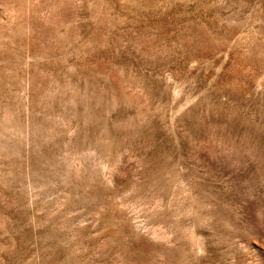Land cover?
<instances>
[{
  "label": "rangeland",
  "instance_id": "374dc122",
  "mask_svg": "<svg viewBox=\"0 0 264 264\" xmlns=\"http://www.w3.org/2000/svg\"><path fill=\"white\" fill-rule=\"evenodd\" d=\"M0 264H264V0H0Z\"/></svg>",
  "mask_w": 264,
  "mask_h": 264
}]
</instances>
